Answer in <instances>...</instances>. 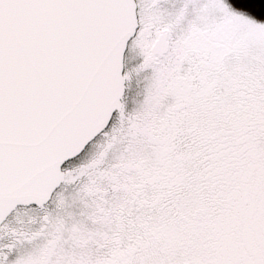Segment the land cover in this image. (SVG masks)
<instances>
[{
	"label": "snow or ice",
	"instance_id": "snow-or-ice-1",
	"mask_svg": "<svg viewBox=\"0 0 264 264\" xmlns=\"http://www.w3.org/2000/svg\"><path fill=\"white\" fill-rule=\"evenodd\" d=\"M0 264H264V0H0Z\"/></svg>",
	"mask_w": 264,
	"mask_h": 264
}]
</instances>
